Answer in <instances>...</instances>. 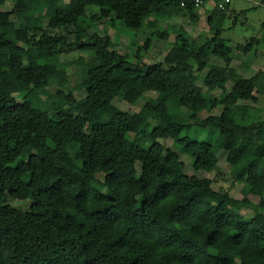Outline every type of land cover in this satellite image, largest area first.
Wrapping results in <instances>:
<instances>
[{
  "label": "trees",
  "instance_id": "16d2710c",
  "mask_svg": "<svg viewBox=\"0 0 264 264\" xmlns=\"http://www.w3.org/2000/svg\"><path fill=\"white\" fill-rule=\"evenodd\" d=\"M7 1L0 0V264H264V117L253 120L239 102L264 97V72L245 76L231 66L222 37L230 4L208 11L207 24L218 26L212 36L151 31L129 55L97 25L138 31L174 17L196 22L197 9L175 0H13L4 9ZM153 36L169 49L145 63L141 47ZM260 43L253 36L235 49L253 53ZM64 50L83 55L81 99L48 89ZM212 57L220 62L209 64ZM215 90L219 96L208 97ZM116 97L144 102L126 112ZM194 127L218 136H181ZM219 151L240 199L197 175L215 170ZM182 156L191 174L181 172ZM24 201L27 208L13 204ZM243 207L256 212L245 217Z\"/></svg>",
  "mask_w": 264,
  "mask_h": 264
},
{
  "label": "rangeland",
  "instance_id": "374dc122",
  "mask_svg": "<svg viewBox=\"0 0 264 264\" xmlns=\"http://www.w3.org/2000/svg\"><path fill=\"white\" fill-rule=\"evenodd\" d=\"M13 0H8L4 5V9H9L12 6ZM62 7L64 4L61 2L56 3ZM210 5H204L198 9L195 13L199 15L196 22L190 21L186 17H174L172 19L157 20L156 24L148 29H140L138 31L127 30L122 22H115L114 25L110 26L108 22H103L97 25L99 32H107L114 39L117 46L116 49L119 52H127L129 55L132 54L139 45H142V38L150 37V32L167 31V39H172L179 28H183L193 38H206L212 36L213 32L218 28L217 25L210 26L207 24L208 11H210ZM93 10L90 11L92 13ZM244 12V13H243ZM227 18L223 24L222 37L226 40L227 44L231 46L233 59L231 66L237 68V70L245 76H252L257 70L264 72V0H233L229 6V10L226 12ZM86 20L82 19L81 24L86 25ZM232 27V28H231ZM90 30H93L90 29ZM259 38L262 43L257 44L255 51L247 54H239L236 52V44H245L251 37ZM167 39H160L153 36L150 39L147 50L141 47V55L145 63H152L161 61L165 53L169 49ZM138 41L137 43H135ZM76 51L62 52L61 68L59 71L58 79L52 83L48 89L53 92L57 90L68 91L71 90L78 98H83L85 93L83 89V79L79 77V66L76 62L79 57ZM82 55V54H80ZM83 56V55H82ZM220 62L219 59L209 58L208 63ZM201 84V81H198ZM232 83H227V88H231ZM205 90V88H203ZM220 90H215L208 94V97H218ZM153 93L148 92L146 96H151ZM144 100L136 104H129L123 99L116 97L113 100V104L119 109L126 112H137L141 108ZM239 102L246 104L249 113L253 117V120L261 119L264 117V97L259 98L257 102L242 101ZM221 111V107L215 108L212 113L217 114ZM199 116L205 117L208 115L206 112L201 111L198 113ZM181 136H189L191 139L200 142L212 143L218 136V131L212 128L200 129L191 128L188 131H184ZM165 144L173 149L176 146L171 140H166ZM218 164L214 171L210 173L200 172L197 175L199 177L206 176L211 179L212 187L220 191H230L231 196L240 199L242 197L240 192V183L234 181L230 176V169L225 161L226 153L219 151L217 153ZM185 162L184 169L181 171L185 174H191L192 170L190 167L189 159L182 156ZM103 175L98 174V178H102ZM249 201L252 204H258L259 198L256 196H248ZM23 208L29 206V201L21 203H13ZM256 212L253 207H243L240 213L245 217H252Z\"/></svg>",
  "mask_w": 264,
  "mask_h": 264
},
{
  "label": "built area",
  "instance_id": "2783aa9c",
  "mask_svg": "<svg viewBox=\"0 0 264 264\" xmlns=\"http://www.w3.org/2000/svg\"><path fill=\"white\" fill-rule=\"evenodd\" d=\"M182 8L190 7L200 9L204 5H210L211 8L224 9L231 4L233 0H175Z\"/></svg>",
  "mask_w": 264,
  "mask_h": 264
}]
</instances>
